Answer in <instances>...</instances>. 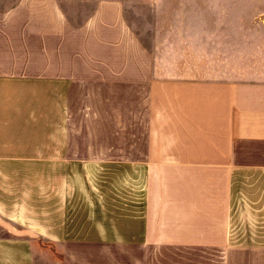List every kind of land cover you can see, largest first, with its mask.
Listing matches in <instances>:
<instances>
[{
    "label": "crops",
    "instance_id": "obj_1",
    "mask_svg": "<svg viewBox=\"0 0 264 264\" xmlns=\"http://www.w3.org/2000/svg\"><path fill=\"white\" fill-rule=\"evenodd\" d=\"M180 69L123 0L0 6V264H264V65Z\"/></svg>",
    "mask_w": 264,
    "mask_h": 264
},
{
    "label": "rangeland",
    "instance_id": "obj_2",
    "mask_svg": "<svg viewBox=\"0 0 264 264\" xmlns=\"http://www.w3.org/2000/svg\"><path fill=\"white\" fill-rule=\"evenodd\" d=\"M15 1L0 0V6ZM97 1L60 0L68 16L76 21L85 19ZM123 1L129 21L145 44L160 56L174 57L180 72L220 74L226 69L246 71L264 65V0ZM249 189L251 185L242 181L235 184V239L264 235V226L255 225L259 215L249 206ZM167 261L170 263V259Z\"/></svg>",
    "mask_w": 264,
    "mask_h": 264
}]
</instances>
